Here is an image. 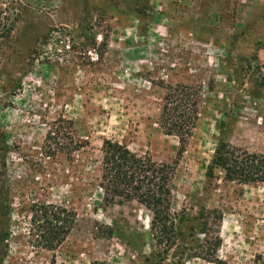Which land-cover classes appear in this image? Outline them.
Listing matches in <instances>:
<instances>
[{
    "label": "rangeland",
    "instance_id": "rangeland-1",
    "mask_svg": "<svg viewBox=\"0 0 264 264\" xmlns=\"http://www.w3.org/2000/svg\"><path fill=\"white\" fill-rule=\"evenodd\" d=\"M167 85L200 96L172 211L221 215L216 264L264 259V180L204 177L218 141L264 156V0H0L2 264H215L181 256L187 221L157 262L149 213L133 201L104 204L96 187L102 140L175 160L177 139L157 126ZM39 203L76 216L52 251L26 243L28 209Z\"/></svg>",
    "mask_w": 264,
    "mask_h": 264
},
{
    "label": "trees",
    "instance_id": "trees-1",
    "mask_svg": "<svg viewBox=\"0 0 264 264\" xmlns=\"http://www.w3.org/2000/svg\"><path fill=\"white\" fill-rule=\"evenodd\" d=\"M162 89L164 94L157 126L165 136L177 139L175 160L170 164L156 163L146 155L130 152L124 145L102 140L96 187L104 204L133 201L149 213L148 232L157 249V262L162 261L161 256L166 248L181 237L180 227L187 221L188 234L181 246V256L216 264V251L221 243L217 235L221 215L216 210L200 207L194 215L188 216L184 212L174 213L171 207L175 165L195 127L200 96L198 90L191 86L167 85ZM84 143L75 142L72 151L79 150ZM215 170L222 172L226 182L259 184L264 180V156L218 141L205 168L207 183L214 179ZM28 214L26 243L47 251L60 246L76 222L72 211L53 204H32ZM104 230L106 237L112 236L111 227L106 226ZM1 233V239L7 243L9 233L7 230ZM5 249L6 246L3 247ZM2 261L3 258H0V264ZM90 264L113 263L93 261ZM259 264H264V259Z\"/></svg>",
    "mask_w": 264,
    "mask_h": 264
},
{
    "label": "built area",
    "instance_id": "built-area-1",
    "mask_svg": "<svg viewBox=\"0 0 264 264\" xmlns=\"http://www.w3.org/2000/svg\"><path fill=\"white\" fill-rule=\"evenodd\" d=\"M66 47L68 48V45H66ZM93 61H95L97 59L96 54L93 55V57L91 58Z\"/></svg>",
    "mask_w": 264,
    "mask_h": 264
}]
</instances>
